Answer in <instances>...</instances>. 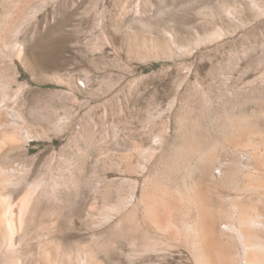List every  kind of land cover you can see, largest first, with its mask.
<instances>
[{
    "label": "rangeland",
    "instance_id": "rangeland-1",
    "mask_svg": "<svg viewBox=\"0 0 264 264\" xmlns=\"http://www.w3.org/2000/svg\"><path fill=\"white\" fill-rule=\"evenodd\" d=\"M250 261L264 0H0V264Z\"/></svg>",
    "mask_w": 264,
    "mask_h": 264
},
{
    "label": "bare ground",
    "instance_id": "bare-ground-1",
    "mask_svg": "<svg viewBox=\"0 0 264 264\" xmlns=\"http://www.w3.org/2000/svg\"><path fill=\"white\" fill-rule=\"evenodd\" d=\"M241 203V202H240ZM237 209V220H238V227H237V232L240 236V238L245 241V248L246 250L249 248L248 243L251 241V239L253 238V233L252 235L249 233V231L245 228L247 226L248 223H251L253 225H258L261 224L259 223V219L257 218H253L251 217L249 214L247 215V213L245 212L244 208L241 205H237L236 206ZM249 216V217H248ZM257 233V232H256ZM198 236V235H197ZM256 247V245H255ZM254 247V248H255ZM251 252V251H250ZM205 252L203 249H200V253H199V257L201 258H206L205 256ZM252 260V259H251ZM249 262V261H248ZM255 262V261H254ZM253 261H250V264H255Z\"/></svg>",
    "mask_w": 264,
    "mask_h": 264
}]
</instances>
